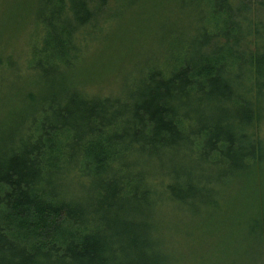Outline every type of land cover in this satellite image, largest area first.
Instances as JSON below:
<instances>
[{"label": "trees", "instance_id": "16d2710c", "mask_svg": "<svg viewBox=\"0 0 264 264\" xmlns=\"http://www.w3.org/2000/svg\"><path fill=\"white\" fill-rule=\"evenodd\" d=\"M176 1L184 27L160 30L173 35L161 67L124 82L118 96H93L66 75L93 15L33 0L40 34L25 60L39 87L0 123V264H188L177 246L183 217L168 231L156 214L217 210L209 186L230 177L247 189L233 243L244 238V263L264 264V0ZM56 4L67 28L38 12ZM190 103L197 117L186 114Z\"/></svg>", "mask_w": 264, "mask_h": 264}, {"label": "rangeland", "instance_id": "374dc122", "mask_svg": "<svg viewBox=\"0 0 264 264\" xmlns=\"http://www.w3.org/2000/svg\"><path fill=\"white\" fill-rule=\"evenodd\" d=\"M110 1L105 8L101 2L90 7L73 4L70 0L63 3L66 7H76L79 19L83 21L87 20L89 12L93 15L81 33L84 49L80 59L73 62L72 70L66 73L73 87L93 96H118L124 82L130 86L145 68L161 67V60L167 58V42L172 43L173 35L162 36L160 30L171 22L180 24L183 18L182 6L177 1L175 4V0H142L140 4H130L133 0H118L115 5ZM36 7L33 0H0V123L20 107L21 97L34 94L39 87L38 71L30 72L29 59L25 60L31 44L38 45L40 27L32 18ZM38 12L42 19H48L51 13L56 28H67V21L71 20L70 16H63L62 4L47 7L46 11L38 8ZM206 14L207 10L205 17ZM191 27L192 23L185 25L181 39H187ZM186 114L197 117L200 107L190 103ZM172 158L181 172L187 171L186 159L180 160L173 154ZM243 185L230 177L220 185L209 186L217 190V210L207 203L198 205L195 210L185 206L191 214L187 213L188 209L183 208L182 212L169 206L166 211L157 212L158 224H165L168 231L176 228L177 223L173 220L183 217L181 225L187 226L183 228L177 246L188 264H246L248 246L244 238L240 237L238 244L233 243L234 219L242 217L239 192L247 193L246 187L242 189Z\"/></svg>", "mask_w": 264, "mask_h": 264}]
</instances>
